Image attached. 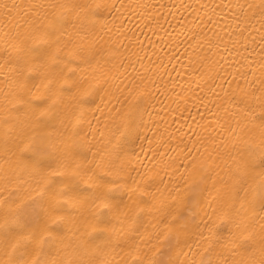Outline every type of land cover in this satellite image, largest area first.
Segmentation results:
<instances>
[{"label": "snow or ice", "instance_id": "snow-or-ice-1", "mask_svg": "<svg viewBox=\"0 0 264 264\" xmlns=\"http://www.w3.org/2000/svg\"><path fill=\"white\" fill-rule=\"evenodd\" d=\"M23 7L30 12L38 8L60 11L50 24L33 22L42 47L29 46L32 35L22 37L20 33L15 34L13 43L8 26L0 37L4 40L0 71L18 63L19 57L8 51L19 47L29 58L30 71L35 73L29 81H4L9 94L15 95L22 107L0 106V264H113L112 238L107 234L117 230L114 220L129 248L126 264H189L193 236L198 237L199 245L200 240H206L207 231L219 243L226 227L236 230L228 233V243L233 245L230 255L209 244L199 264H214V258L215 264H264V223L259 224L262 235L257 245V224L243 214L246 205L254 208L259 204L264 210V102L259 105L258 116L247 108L252 120H246L240 132L258 133L260 144L238 141L233 145L239 160L230 155L234 167L215 189L211 201L202 181L194 180L183 189H176L181 195L173 202L161 197L156 203V196L152 195L154 180L150 183L144 177L139 183L134 181L138 203H132L131 197L125 201L129 169H135L131 160L124 159V152L126 145L138 136L141 107L148 95L141 86L143 81L116 85L121 107L113 108L108 115L94 114L95 128L93 120L86 121L82 111L92 95V85L86 79L89 70L93 78L99 75L108 80L100 71L98 59L102 52L101 37L96 33L99 21H83L98 16L108 4L97 3L93 7L80 0H51ZM247 7L254 5L249 3ZM259 7L264 14V0ZM63 48L68 49L66 55L61 54ZM37 80L39 83H34ZM261 84L258 91L264 93V81ZM125 91L128 94L121 100ZM242 103L247 107L246 99ZM250 122L252 128L248 127ZM229 131H233L231 126ZM195 165L194 160L190 167ZM253 182L255 187L250 189ZM30 189L37 194L31 195ZM101 218L105 227L93 225L101 235L86 244L77 239L79 233L69 229L77 219L87 222ZM214 218L222 219L223 227ZM142 249L157 251L150 256ZM237 256L239 259H234Z\"/></svg>", "mask_w": 264, "mask_h": 264}, {"label": "bare ground", "instance_id": "bare-ground-1", "mask_svg": "<svg viewBox=\"0 0 264 264\" xmlns=\"http://www.w3.org/2000/svg\"><path fill=\"white\" fill-rule=\"evenodd\" d=\"M32 2L39 5L51 0H0V4H7V7H0V37L8 26L13 33V43H16L15 34L20 33L22 37L32 35L29 46L42 47L40 33L35 32L32 24L34 21H39L41 26L50 24L60 10L38 8L30 12L23 7ZM80 2L93 7L97 3L108 4L98 16L83 21H99L96 33L101 37L99 47L102 52L98 59L101 61L100 71L108 76L107 81L99 75L93 78L89 70L86 79L92 85V95L82 108L85 120H93L94 114L108 115L113 108L121 107L117 103L119 94L115 92L118 84L123 87L143 81L141 86L148 93L141 107L138 136L125 147L124 159L131 160L135 169H129V187L123 194L125 201L131 197L132 203H138L139 192L134 181L139 183L142 177L150 183L154 180L152 195L156 196V203L161 197L173 202L181 195L176 189H183L194 180L202 181V187L208 190L205 195L211 201L215 189L221 186V181L234 167L230 155L239 160L233 145L238 141L260 144L258 133L241 135L240 132L244 122L252 120L247 108L258 116L259 105L264 102V93L258 91L264 81V14L259 7L262 0ZM249 3L254 7L248 8ZM3 49L4 40L0 38V65L3 63ZM67 51L63 48L61 54L66 55ZM8 54L19 57V60L0 71V106L16 109L22 105L17 103L15 95L9 94L5 79L29 81L35 73L30 71L29 58L19 47L16 50L9 48ZM127 94L125 91L120 99ZM242 99H246L247 107ZM238 122L240 127H237ZM101 123L111 124V121ZM96 126L93 120L92 127ZM230 126L233 131H229ZM248 127L252 128L253 123L250 122ZM194 160L195 168L190 167ZM145 172H148L146 177ZM256 182L250 183L249 188H254ZM29 192L33 196L37 194L31 189ZM243 214L249 222L257 224L254 243L258 245L264 210L259 204L254 208L246 205ZM198 221L199 217L196 218ZM216 223L223 227L222 219H216ZM97 224L105 227L103 218L87 222L77 219L69 229L79 233L77 239L86 244L101 235L94 230L93 225ZM113 224L117 230L107 234L112 238L111 259L113 264H126L129 262V248L124 243L125 237L118 231V223L114 220ZM196 231L193 224V232ZM229 231L236 230L224 228L219 243L205 231L206 240H200L197 245L198 237L194 235L190 240L192 254L187 257L189 264H199L209 244L217 251H223L224 255H230L233 245L228 243L231 239ZM142 250L150 256H155L157 251Z\"/></svg>", "mask_w": 264, "mask_h": 264}]
</instances>
